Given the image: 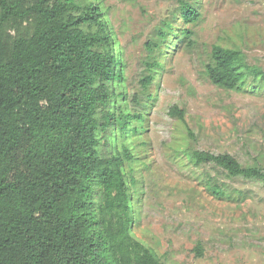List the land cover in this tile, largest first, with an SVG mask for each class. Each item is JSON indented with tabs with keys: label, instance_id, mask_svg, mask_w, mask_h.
Wrapping results in <instances>:
<instances>
[{
	"label": "trees",
	"instance_id": "obj_1",
	"mask_svg": "<svg viewBox=\"0 0 264 264\" xmlns=\"http://www.w3.org/2000/svg\"><path fill=\"white\" fill-rule=\"evenodd\" d=\"M177 1L181 18L196 22L199 12ZM103 13L91 0H0V264H163L132 233L124 138L141 115L118 102L122 59ZM203 73L221 88L264 92V69L238 46L213 44ZM167 113L185 123L177 104ZM184 151L194 167L264 181L257 159ZM205 184L227 197L210 175Z\"/></svg>",
	"mask_w": 264,
	"mask_h": 264
},
{
	"label": "rangeland",
	"instance_id": "obj_2",
	"mask_svg": "<svg viewBox=\"0 0 264 264\" xmlns=\"http://www.w3.org/2000/svg\"><path fill=\"white\" fill-rule=\"evenodd\" d=\"M91 1L100 3L122 59L118 102L141 115L124 138L133 154L126 163L135 180L133 235L163 264H264V181L228 177L213 163L194 167L184 151L226 152L264 168V92L221 88L203 73L216 43L240 47L264 69V0H186L199 12L192 23L177 0ZM173 104L185 123L168 115ZM208 175L226 198L207 191Z\"/></svg>",
	"mask_w": 264,
	"mask_h": 264
}]
</instances>
